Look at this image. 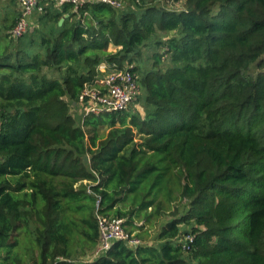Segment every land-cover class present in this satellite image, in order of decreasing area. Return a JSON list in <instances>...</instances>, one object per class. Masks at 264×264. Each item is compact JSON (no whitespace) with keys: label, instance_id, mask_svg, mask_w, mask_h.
<instances>
[{"label":"trees","instance_id":"trees-1","mask_svg":"<svg viewBox=\"0 0 264 264\" xmlns=\"http://www.w3.org/2000/svg\"><path fill=\"white\" fill-rule=\"evenodd\" d=\"M175 3H49L19 38L0 6V264H264V0ZM102 63L133 65L144 115H76ZM163 163L187 211L96 256L99 215H157Z\"/></svg>","mask_w":264,"mask_h":264},{"label":"built area","instance_id":"built-area-1","mask_svg":"<svg viewBox=\"0 0 264 264\" xmlns=\"http://www.w3.org/2000/svg\"><path fill=\"white\" fill-rule=\"evenodd\" d=\"M19 2L20 18L11 31L15 38L22 37L32 28L34 15L43 13L49 3H54L58 7L70 4L75 9L87 3H104L120 10L127 5L128 0H19ZM139 95V74L134 71L133 65L118 69L102 63L98 68V74L84 84L75 112L82 117L124 111L138 100ZM98 228L99 245L96 256L106 254L116 241H125L132 247L141 244L135 235H130L125 230L124 219L99 215ZM193 241L194 235L188 234L181 243L189 250Z\"/></svg>","mask_w":264,"mask_h":264},{"label":"rangeland","instance_id":"rangeland-1","mask_svg":"<svg viewBox=\"0 0 264 264\" xmlns=\"http://www.w3.org/2000/svg\"><path fill=\"white\" fill-rule=\"evenodd\" d=\"M155 4H158L160 6H165V7H170V8H180L183 7L177 6L178 3L175 4H169V0H155ZM182 4V3H181ZM0 6L1 7H6L9 8L10 12L16 11V12H21V5L19 0H0ZM150 52L147 50L145 52V58L149 57ZM144 62L142 61L140 65H142L141 70L142 72L145 71V68L143 64ZM146 65L148 68H150V59L146 60ZM128 109L130 110H137L141 114L144 115V107L142 106L141 103H135L132 104ZM176 169H174L173 166L170 164L163 163L160 165V172H157L155 176H163L160 178V182L158 184L157 190L153 194V207L150 209L154 212L157 213L156 216L152 218L150 222H138V226L140 227L138 230H135L132 235H135L139 240L140 243L142 244H150V245H155L158 243V235L161 231V228L169 221L174 219L175 217H180L181 214L185 213L188 209V205L186 201H182L181 199H175L171 203V205H168L167 202V194L169 190H172L176 186V182L169 181L166 176H175L176 175ZM149 210V211H150ZM190 229V227H187ZM128 230H131L130 227H128ZM93 256V255H92ZM90 256V258H93ZM88 259L87 256L82 257V260Z\"/></svg>","mask_w":264,"mask_h":264},{"label":"water","instance_id":"water-1","mask_svg":"<svg viewBox=\"0 0 264 264\" xmlns=\"http://www.w3.org/2000/svg\"><path fill=\"white\" fill-rule=\"evenodd\" d=\"M63 22H64V18L60 20V23L59 24L62 25Z\"/></svg>","mask_w":264,"mask_h":264},{"label":"crops","instance_id":"crops-1","mask_svg":"<svg viewBox=\"0 0 264 264\" xmlns=\"http://www.w3.org/2000/svg\"><path fill=\"white\" fill-rule=\"evenodd\" d=\"M113 49V48H112Z\"/></svg>","mask_w":264,"mask_h":264}]
</instances>
